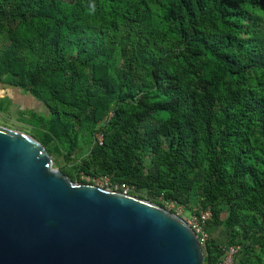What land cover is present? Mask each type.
I'll list each match as a JSON object with an SVG mask.
<instances>
[{"label":"trees","instance_id":"trees-1","mask_svg":"<svg viewBox=\"0 0 264 264\" xmlns=\"http://www.w3.org/2000/svg\"><path fill=\"white\" fill-rule=\"evenodd\" d=\"M0 83L45 109L67 179L209 210L264 264V0H0Z\"/></svg>","mask_w":264,"mask_h":264},{"label":"water","instance_id":"water-1","mask_svg":"<svg viewBox=\"0 0 264 264\" xmlns=\"http://www.w3.org/2000/svg\"><path fill=\"white\" fill-rule=\"evenodd\" d=\"M0 127V264H203L195 233L148 201L76 185Z\"/></svg>","mask_w":264,"mask_h":264},{"label":"rangeland","instance_id":"rangeland-1","mask_svg":"<svg viewBox=\"0 0 264 264\" xmlns=\"http://www.w3.org/2000/svg\"><path fill=\"white\" fill-rule=\"evenodd\" d=\"M45 97L46 96L43 95V98ZM33 115L34 117H32ZM45 118H46L45 109L40 110L38 109V105H30L26 100V95L22 93L19 89L10 85H5L0 83V127L10 131L24 134L32 138L33 140L37 141L39 135L44 132L42 125H43V121H45ZM99 138L101 137L98 136V139ZM60 151L62 152V154L65 155V150L62 149ZM76 153L77 154L83 153L82 157L87 156V153L83 152L82 149L78 150ZM50 158L52 160V156H50ZM65 162H68V164L71 165L73 162L79 163V160L75 159L74 156H71V161H69L65 158V156H60L58 164H55V162H53L52 160L51 168L56 169L59 172V164H64ZM80 180L90 183L91 186L103 190H107L105 187V181L109 183L108 178L93 179L90 178V176L87 177V175L83 173H80ZM72 183L79 185L76 183V181H73ZM126 189H127L126 195L131 194L128 196H132L134 198L147 201L146 199L147 197L144 192L136 191L133 188H126ZM164 210L167 212H171L167 208H164ZM196 210L198 211V208H196L194 205H191L188 210L182 213V216L189 217L190 215H194L193 212ZM221 217L225 218L226 214H222ZM208 234H209V239H211V241L215 245L221 248L227 247L228 233L225 228H223L222 226H218V227L213 226L211 227V232L209 233L208 231ZM255 249L256 252H259L258 247H255ZM240 257L241 256L239 255L236 261H238Z\"/></svg>","mask_w":264,"mask_h":264},{"label":"built area","instance_id":"built-area-1","mask_svg":"<svg viewBox=\"0 0 264 264\" xmlns=\"http://www.w3.org/2000/svg\"><path fill=\"white\" fill-rule=\"evenodd\" d=\"M101 142V138L98 139ZM101 181V180H100ZM109 183L105 181V187L109 190ZM119 188L122 191V194H126L125 186L115 187L117 190ZM165 208L169 209L171 212H175V215L182 218L185 223L191 228L195 233L198 245L202 249L205 248L206 243L208 242L209 235L206 231V223L211 219V213L209 211L199 212L198 214L190 215L189 217H183L182 213L184 211L183 207L176 206L175 203L165 204ZM240 253V247H224L221 249L220 259L216 264H236V259ZM203 264H208L203 261Z\"/></svg>","mask_w":264,"mask_h":264},{"label":"crops","instance_id":"crops-1","mask_svg":"<svg viewBox=\"0 0 264 264\" xmlns=\"http://www.w3.org/2000/svg\"><path fill=\"white\" fill-rule=\"evenodd\" d=\"M26 100H27V102L30 104V105H35V104H32L29 100H28V98L26 97ZM37 105V104H36Z\"/></svg>","mask_w":264,"mask_h":264}]
</instances>
